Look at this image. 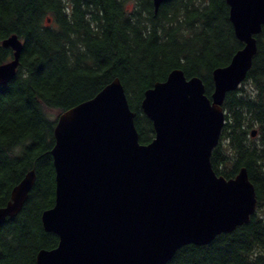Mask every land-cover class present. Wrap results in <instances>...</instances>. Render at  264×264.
Instances as JSON below:
<instances>
[{
	"label": "trees",
	"instance_id": "1",
	"mask_svg": "<svg viewBox=\"0 0 264 264\" xmlns=\"http://www.w3.org/2000/svg\"><path fill=\"white\" fill-rule=\"evenodd\" d=\"M23 42L15 76L0 84V207L34 169L35 183L21 211L0 225V264H37L41 249L58 245L42 213L55 203L52 149L59 115L119 78L141 143L155 137L141 109L145 91L180 68L199 76L206 94L213 70L244 46L234 32L226 0H0V65ZM247 78L224 101L226 123L211 161L215 172L235 177L246 167L257 209L248 223L207 245L179 248L167 264H264V26ZM257 130L255 137L253 129Z\"/></svg>",
	"mask_w": 264,
	"mask_h": 264
},
{
	"label": "water",
	"instance_id": "2",
	"mask_svg": "<svg viewBox=\"0 0 264 264\" xmlns=\"http://www.w3.org/2000/svg\"><path fill=\"white\" fill-rule=\"evenodd\" d=\"M166 1L153 0L155 12ZM226 2L244 46L213 70L210 96L201 77L180 68L145 91L151 142H140L119 78L59 115L51 151L55 203L42 213L59 242L41 249L37 264H167L179 248L207 245L251 220L258 198L247 168L228 179L215 172L211 156L226 123V96L245 81L257 53L264 0ZM3 46L14 57L0 65V84L15 76L23 42L14 34ZM35 179L31 169L14 186L0 225L21 211Z\"/></svg>",
	"mask_w": 264,
	"mask_h": 264
},
{
	"label": "rangeland",
	"instance_id": "3",
	"mask_svg": "<svg viewBox=\"0 0 264 264\" xmlns=\"http://www.w3.org/2000/svg\"><path fill=\"white\" fill-rule=\"evenodd\" d=\"M226 112V111H225ZM255 129V128H254Z\"/></svg>",
	"mask_w": 264,
	"mask_h": 264
}]
</instances>
